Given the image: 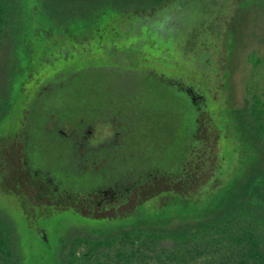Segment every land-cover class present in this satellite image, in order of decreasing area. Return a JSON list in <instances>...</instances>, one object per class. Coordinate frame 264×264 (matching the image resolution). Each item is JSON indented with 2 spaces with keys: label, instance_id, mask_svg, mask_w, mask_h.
I'll return each mask as SVG.
<instances>
[{
  "label": "rangeland",
  "instance_id": "1",
  "mask_svg": "<svg viewBox=\"0 0 264 264\" xmlns=\"http://www.w3.org/2000/svg\"><path fill=\"white\" fill-rule=\"evenodd\" d=\"M1 1L10 22L0 39V217L10 225L13 264H70L66 249L77 237L137 219L134 204L111 202L98 220L59 209L46 221L17 186L23 166L33 199L34 184L68 204L87 192L123 195L180 174L201 121L229 138L215 116L232 98L243 103L252 81L264 98V0ZM75 130L82 138L74 141ZM230 142L221 180L182 212L202 213L218 190L222 198L243 183L254 160L234 147L251 148ZM154 200L137 208L139 219L164 207Z\"/></svg>",
  "mask_w": 264,
  "mask_h": 264
},
{
  "label": "trees",
  "instance_id": "2",
  "mask_svg": "<svg viewBox=\"0 0 264 264\" xmlns=\"http://www.w3.org/2000/svg\"><path fill=\"white\" fill-rule=\"evenodd\" d=\"M143 1L160 3L165 0ZM261 6L260 9H264ZM9 22L10 11L0 0V39ZM261 61L262 58L257 59L254 64ZM258 89L252 81L243 103L232 98L230 108H222L215 116L217 121L225 123L223 126L227 127L229 138L222 140L208 119L201 121L196 145L190 149L189 160L183 164L180 174L150 179L152 181L136 187L131 194V204L137 210V219L135 216L136 220L129 224L77 237L66 249L67 252L69 249L68 262L264 264V98ZM217 99L214 98L213 102ZM2 110L0 95V115ZM232 140L235 143L241 140L251 148L246 151L234 147L238 156L244 152L254 160L242 173L243 183L233 185L222 194V198L218 190L204 203L205 206L213 202L215 206L202 210V213L198 211L188 215L182 212L193 206L192 202L198 195L208 196L207 190L211 189L214 181L221 180L215 173L222 164L224 142L228 141L227 144L233 146ZM160 193L164 194L160 196ZM152 198H155L153 204L161 201L164 207L150 215L148 220L139 219L143 213L138 209ZM130 212L123 216L129 217L127 213ZM13 256L10 225L0 217V264H13Z\"/></svg>",
  "mask_w": 264,
  "mask_h": 264
},
{
  "label": "flooded vegetation",
  "instance_id": "3",
  "mask_svg": "<svg viewBox=\"0 0 264 264\" xmlns=\"http://www.w3.org/2000/svg\"><path fill=\"white\" fill-rule=\"evenodd\" d=\"M193 98H195L194 96H192ZM190 98V97H189ZM192 98H190L191 100ZM75 136L73 137V140H79L81 137V134L77 132V130H75ZM80 146L82 147L83 146V142L80 143ZM83 148V147H82ZM22 149V148H21ZM79 150L81 151V148H79ZM20 152H22L23 154V151L20 150ZM79 152V151H78ZM14 153H17L19 155V151L18 150H14ZM97 153V152H96ZM21 154V153H20ZM24 154H23V159H24ZM23 170L25 171L26 173V179L28 180L29 179V176L30 173L29 172H26V169H24V166H23ZM25 179V177H24ZM25 179V181H22V179H18L17 181V186L19 187L20 191H22L23 195H24V198L26 199V203H27V208L30 209V207H34L36 206L37 208H40L39 211L42 213V212H45L44 213V217H41V218H44L46 221L49 220L50 217H52V211H56L59 209L61 211H66L68 209H72L75 211L76 214L84 217V218H91V219H94V220H98L97 219V216L96 214H98L97 212L101 211L100 208L102 206L103 203H105V205L103 206H107L109 205V203L111 202H114L116 203V205H121L123 204V206L125 205H131V194L132 192L129 191V189H127L128 191L126 192H123V195L120 191V189L118 191H113V192H108V191H104L102 192L103 195L101 199L99 200H95V197H100L98 195L99 191H94V192H87V194L85 195L84 194H81L78 198H75L71 204H68L67 201H64L62 200V198H64L63 196V193L62 194H58V196L56 198L54 197H49L47 196V194H43L41 191L42 189V186H36L34 184L33 188H35L37 190V196L36 198L38 200H36V198L34 197L33 198H30L29 197V191L27 189V186L29 187V182H27ZM16 189V187H15ZM41 198H40V197ZM123 198V199H122ZM43 201V204L44 205H39L38 202L39 201ZM45 202H48V204H45ZM107 204V205H106ZM68 206V207H67ZM107 208V207H106ZM32 210V209H30ZM103 210V209H102ZM106 211V210H105ZM39 213H36L34 216L33 214H31V217H30V220L31 219H34L35 221L38 219V215ZM37 216V218L35 217ZM35 217V218H34ZM109 218V217H108ZM105 220H112V219H105ZM32 223V222H30ZM34 225V223L32 224V226ZM31 226V228H32ZM39 229V228H38ZM41 229V227H40ZM47 226H44V228L42 229V231H39V233L41 234V237L43 238L44 236L46 237L47 236ZM44 237V238H45Z\"/></svg>",
  "mask_w": 264,
  "mask_h": 264
}]
</instances>
